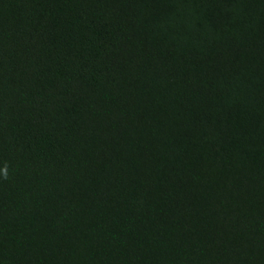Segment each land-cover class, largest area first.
Wrapping results in <instances>:
<instances>
[{
  "label": "trees",
  "instance_id": "trees-1",
  "mask_svg": "<svg viewBox=\"0 0 264 264\" xmlns=\"http://www.w3.org/2000/svg\"><path fill=\"white\" fill-rule=\"evenodd\" d=\"M0 264H264V0H0Z\"/></svg>",
  "mask_w": 264,
  "mask_h": 264
},
{
  "label": "clouds",
  "instance_id": "clouds-1",
  "mask_svg": "<svg viewBox=\"0 0 264 264\" xmlns=\"http://www.w3.org/2000/svg\"><path fill=\"white\" fill-rule=\"evenodd\" d=\"M0 177L3 179H8V170H7V165L3 169H0Z\"/></svg>",
  "mask_w": 264,
  "mask_h": 264
}]
</instances>
